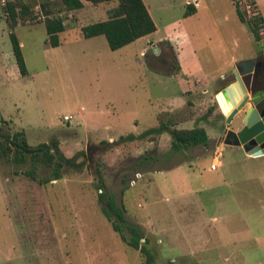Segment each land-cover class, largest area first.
<instances>
[{"label":"rangeland","instance_id":"rangeland-1","mask_svg":"<svg viewBox=\"0 0 264 264\" xmlns=\"http://www.w3.org/2000/svg\"><path fill=\"white\" fill-rule=\"evenodd\" d=\"M23 1L36 19L18 20L14 28L0 6V120L22 131L30 146L56 140L65 156L83 151L88 163L44 187L0 166V264H144L102 215L95 169L127 221L148 239L154 264L264 261V157L223 144L218 103L226 116L236 104L223 93L217 103L209 88L228 73L231 60L259 49L232 1L189 0L199 9L185 17L187 0H145L158 28L181 21L200 66L195 78L206 81L200 86L177 79L175 53L165 42L149 48L144 39L111 51L107 43L83 39L89 3L73 13L59 0ZM42 5L64 21L56 48L47 43ZM10 32L27 69L19 78L10 70L17 69ZM64 116L72 120L65 123ZM166 122L179 129L203 125L208 145L173 154L165 133L105 144ZM238 123L233 119L228 129ZM220 153L219 168L211 170Z\"/></svg>","mask_w":264,"mask_h":264},{"label":"trees","instance_id":"trees-1","mask_svg":"<svg viewBox=\"0 0 264 264\" xmlns=\"http://www.w3.org/2000/svg\"><path fill=\"white\" fill-rule=\"evenodd\" d=\"M84 1L92 5L116 2V6L107 13V20L83 26L79 31L83 39L103 36L111 51L121 49L156 31L155 25L142 0ZM59 3L65 12L78 11L83 8L81 0H59ZM232 3L240 22L246 23L254 39L259 41L261 39L258 34L259 28L263 26L260 16L247 18L239 9L236 1L232 0ZM31 8L23 0L8 1L2 10L7 14L9 28H14L18 20L23 22L35 20L36 16L31 11ZM41 9L44 13L43 24L47 34V43L50 47L56 48L61 44L59 34L65 30L64 21L61 17L51 15L46 9V5H42ZM194 12L195 8L192 4L186 5L184 14L186 17ZM9 37L19 73L21 76H25L26 68L20 44L13 32H10ZM209 113H211L210 109L207 114ZM163 133L170 137V151L173 154L182 153L190 147L206 146L209 142L206 131L201 127L179 129L176 128L174 123L166 122L160 123L158 127L148 129L138 135L121 136L118 141L105 144L111 147L119 142L130 143ZM87 163L88 158L83 151H79L71 157L65 156L56 140L30 146L22 131H13L7 121L0 120V166L11 168L10 170L15 176L22 173L31 181L44 187L52 181L56 182L63 178L66 170L82 169ZM24 166H28L26 171H18L20 167ZM95 175L98 179L96 186L97 203L102 215L123 243L142 254L144 264H154V255L147 247L148 239L144 237L137 225L130 224L127 221L124 215V207H119L115 196L105 190L99 169H95ZM124 230L127 231L128 237L125 235Z\"/></svg>","mask_w":264,"mask_h":264},{"label":"crops","instance_id":"crops-1","mask_svg":"<svg viewBox=\"0 0 264 264\" xmlns=\"http://www.w3.org/2000/svg\"><path fill=\"white\" fill-rule=\"evenodd\" d=\"M81 1L83 2V8L80 9V10H85V8H87L88 2H85L84 0H81ZM142 1H143L144 5H145V7H146V9H147V11L149 13L154 25H155L156 31L154 33L150 34V35H147L145 37H142V38L136 40L133 43H137L139 41H142V40L146 39V43L148 44V46L150 48L151 46H156V44L159 43V42L160 43L165 42L166 44H168V45L173 47V50H174V53H175V63H174L175 68L174 69L178 73V74H176V75H178V78H177L178 80L182 81V80L185 79L187 84L194 83L195 86H200L203 82H206V81H204L205 80L204 78H199V77L195 78V76L200 73V66H199L198 61L196 59V54H195L193 46L191 45L190 38L186 35L181 21H179V20L172 21V22L167 23L165 25H162L160 28H158L157 25L155 24V21H154V19L152 17V13H151V10H150V7L153 8V5L151 4V2L148 5V3H146L145 0H142ZM252 1L256 5V8L258 10V14H259L260 18L262 19L263 26H264V0H252ZM185 4L186 5L192 4V2H189V0H187L185 2ZM89 5H91V7H92V8H88V13H87L88 20H90V21H88V23H86L84 26L107 20L108 19V14H107L108 11L116 6V4H113V3H110V4H99V5H94V6H92V4L89 3ZM193 6L195 8V12L192 15H194V14H196L198 12V9H199L198 1H194V5ZM233 7H234V5H233ZM234 10H235V7H234ZM72 12L76 13V11H72ZM235 13H236V10H235ZM192 15H190V16H192ZM237 18H238V16H237ZM239 22H240V20H239ZM240 23L243 26L246 27V29H247L248 33L251 35L255 45H257L259 47V49L256 50L254 53L249 54V55H244V56L240 57L237 60H231V63H230L231 64V69L228 71V73L225 74V75H221L220 79H218L217 81L209 83V88L213 92L212 99L216 100V95L222 89L227 87L229 84H231L235 80L234 79V75H233V70L235 69V64L236 63H238L240 61L251 60V59H254L256 61V59H258V58H264V38L260 39L259 41H256L254 39V37L252 36L251 32L249 31V28H248L247 24L243 23V22H240ZM100 37H103V36L94 37V38L85 39V40L89 41L90 43H91V41H94V43H97V41H98L99 44L107 43L104 37L103 38H104L105 42H103V40H98V39H101ZM133 43H131V44H133ZM104 45L105 44H103L102 46H104ZM153 49H155V48H153ZM158 53L159 52L157 50L156 55ZM12 60L15 62L14 56H13ZM24 64H25V62H24ZM16 67H17V65H16ZM25 68H26V65H25ZM10 70H11V74L15 78L22 77L20 75V73H19L18 67L15 70L13 68V66H11ZM26 74H27V69H26ZM170 78H175V77L173 75ZM208 93H210V92H208L207 90H203V92L201 94L205 95V94H208ZM182 95H183V93H181V96ZM260 95L264 96V91L260 92L258 94V96H260ZM258 96H256V97L250 96L249 103L246 104L244 109L241 112H239L236 116H234L233 119H236V118L239 119L241 117V114H243V112H245L251 106V104L253 102H255V98H257ZM220 114L222 115V113H220ZM1 120L8 121V120L3 119V118ZM223 126L225 127L226 130H228L226 128V125L223 124ZM198 127H201V128L204 129L203 125H199ZM106 128H109V126H107ZM183 129H185V128H183ZM189 129H192V128H189ZM233 130L235 131V130H237V128H234ZM206 134H207V132H206ZM207 136H208V139L210 140L208 134H207ZM228 149H231V148H228ZM231 150L243 151L242 148H235V149H231ZM221 154L222 153L218 154L217 157L215 156V158L212 161V163L215 162V161L217 162V168H219L218 160H219V157H221ZM261 157H264V156H261ZM212 163H211V165H212ZM211 165H210V169H211ZM217 168L211 169V170H216ZM245 264H264V261H262V262H260V261L251 262L250 261L249 263L246 262Z\"/></svg>","mask_w":264,"mask_h":264},{"label":"water","instance_id":"water-1","mask_svg":"<svg viewBox=\"0 0 264 264\" xmlns=\"http://www.w3.org/2000/svg\"><path fill=\"white\" fill-rule=\"evenodd\" d=\"M154 51L157 53L156 48ZM259 66L260 64L254 59L236 63L233 70L235 80L219 92L228 95L231 103L236 104V107L226 116L216 98L221 113L225 117L227 129L234 116L249 103L250 96L256 97V91L252 85ZM226 138L228 139L224 141L225 146L240 147L248 157L264 156V99L261 95L255 98V102L241 114L237 131H229Z\"/></svg>","mask_w":264,"mask_h":264},{"label":"built area","instance_id":"built-area-1","mask_svg":"<svg viewBox=\"0 0 264 264\" xmlns=\"http://www.w3.org/2000/svg\"><path fill=\"white\" fill-rule=\"evenodd\" d=\"M8 1L7 0H0V6L4 7ZM236 3L239 7V9L243 12V14L247 18H253L255 16H259L258 10L256 8V5L253 3V1H247V0H236ZM4 17L7 18V14L3 13ZM259 36H264V26H260ZM72 120V117L70 116H64L63 122L69 123ZM217 157V156H216ZM217 167V162H213L211 165V169H215ZM133 184V183H132Z\"/></svg>","mask_w":264,"mask_h":264},{"label":"flooded vegetation","instance_id":"flooded-vegetation-1","mask_svg":"<svg viewBox=\"0 0 264 264\" xmlns=\"http://www.w3.org/2000/svg\"><path fill=\"white\" fill-rule=\"evenodd\" d=\"M256 62L259 63L260 66L255 72V79H254V83H253L252 87L256 91L255 95L258 96V94L260 92L264 91V58H258V59H256ZM261 97H262V99H264V96H261ZM229 131L236 132L237 130H235V131L233 129L226 130L225 133H224L223 144H224V141L226 139H228L226 137H227V133ZM227 147L231 148V149L240 148V147H230V146H227Z\"/></svg>","mask_w":264,"mask_h":264}]
</instances>
